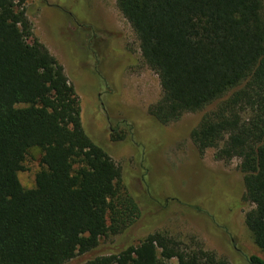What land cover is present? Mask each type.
<instances>
[{
  "label": "trees",
  "instance_id": "obj_1",
  "mask_svg": "<svg viewBox=\"0 0 264 264\" xmlns=\"http://www.w3.org/2000/svg\"><path fill=\"white\" fill-rule=\"evenodd\" d=\"M26 4L0 0V264L79 257L89 258L85 264H229L161 233L138 245L123 237L99 252L104 239L137 224L139 207L120 191L121 168L85 132L80 98L35 37ZM117 7L160 81L146 121L167 126L217 104L191 140L201 154L241 162L244 199L254 207L245 223L264 254V0H117ZM33 149L43 154L42 169L27 190L18 176Z\"/></svg>",
  "mask_w": 264,
  "mask_h": 264
},
{
  "label": "rangeland",
  "instance_id": "obj_2",
  "mask_svg": "<svg viewBox=\"0 0 264 264\" xmlns=\"http://www.w3.org/2000/svg\"><path fill=\"white\" fill-rule=\"evenodd\" d=\"M48 2L27 0L35 37L65 69L81 101L85 132L121 168L120 191L132 196L139 207L137 224L125 236L104 239L99 252L118 245L123 237L138 245L161 233L190 248L203 247L229 264H252L253 257L264 261L245 223L254 207L244 199L241 162L217 161L215 150L201 154L191 140L192 131L217 104L167 126L146 121L161 98L160 81L145 66L140 43L119 11L117 0ZM70 26L73 32L68 30ZM105 29L130 63L120 79L112 72L118 68V63L111 61L112 54H121L109 46L114 41L99 44L94 54L87 44L91 41L94 47L102 33L97 41L89 37ZM78 41L86 47L80 48ZM97 64L101 81L93 72ZM118 136L124 139L117 141ZM42 156L39 149L27 155L26 171L18 176L27 190L36 187ZM88 259L79 257L70 264H85Z\"/></svg>",
  "mask_w": 264,
  "mask_h": 264
},
{
  "label": "flooded vegetation",
  "instance_id": "obj_3",
  "mask_svg": "<svg viewBox=\"0 0 264 264\" xmlns=\"http://www.w3.org/2000/svg\"><path fill=\"white\" fill-rule=\"evenodd\" d=\"M72 26V25H71ZM68 27V30L70 31L71 30V32H73L74 31V29L72 28V27ZM70 32V33H71ZM101 32H102V38H100L99 37V35H100V33H98V32H96V34L95 33H93V37H89V39H91L92 41L93 40H96L98 37L100 38V40L99 41H97V42H95V45H94V47H93V42H91V41H89V42H87V44L89 43L90 44V52L91 53H93L94 54V51L95 52H97V51H99V48H98V46H99V44L101 45V46H103V45H105L107 42H109V41H114L113 42V45L115 46H113V45H109L110 47L112 46L113 48H114V50L115 51H121V54H117V55H115V54H112L113 56H114V58L111 60L112 62H117L118 63V68H117V70H112V72H113V74L115 75V74H117V76H116V79L118 78V79H120V77H121V74L123 73V71H124V69L126 68V66L129 64V61H128V59L127 58H125L126 56H127V54L126 53H124V52H122V50H120L118 47H117V45H116V41L112 38V37H108L107 35H106V32H108V31H106V29L105 30H101ZM109 36H111V35H109ZM76 38V37H75ZM79 40V39H78ZM82 42H80V41H78V44H79V47L80 48H85L86 47V45L85 46H83V44H81ZM109 47V48H110ZM95 48H96V50H95ZM94 50V51H93ZM110 59V58H109ZM121 60L124 62V64H121L120 62H121ZM91 62H94V63H96L97 61H95L94 59H92V61ZM128 62V63H127ZM100 68V65L99 64H97V66H95L94 68H93V72H95V74H97L96 73V71H98V69ZM123 68V69H122ZM98 75V78H99V80L101 81V80H103V76H102V74H97ZM104 86V88H105V85H103ZM105 89H107V88H105ZM108 91H109V89H107ZM107 90H105V91H107ZM107 93H109V92H107Z\"/></svg>",
  "mask_w": 264,
  "mask_h": 264
}]
</instances>
